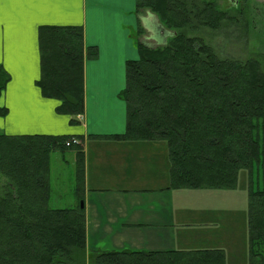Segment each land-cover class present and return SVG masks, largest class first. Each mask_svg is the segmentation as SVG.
<instances>
[{
	"label": "trees",
	"instance_id": "16d2710c",
	"mask_svg": "<svg viewBox=\"0 0 264 264\" xmlns=\"http://www.w3.org/2000/svg\"><path fill=\"white\" fill-rule=\"evenodd\" d=\"M143 11L167 35L149 44L138 30L139 59L127 62L120 94L126 132L115 138L165 142L174 189L236 190L247 171L249 264H264L262 63L221 58L201 36L234 19L216 0H136V12ZM39 46L36 85L77 125L85 111V61L96 59L98 49L86 47L81 26H43ZM10 81L0 67V97ZM69 139L0 132V264H226L219 250L90 253L84 209L50 206L51 155L67 150ZM81 172L82 159L78 179Z\"/></svg>",
	"mask_w": 264,
	"mask_h": 264
},
{
	"label": "crops",
	"instance_id": "0c3cea01",
	"mask_svg": "<svg viewBox=\"0 0 264 264\" xmlns=\"http://www.w3.org/2000/svg\"><path fill=\"white\" fill-rule=\"evenodd\" d=\"M147 15L136 12V0H0V67L11 77L0 97V110L6 109L0 132L81 142L59 151L60 158L52 154L50 204L84 209L90 253L219 250L226 264H249L248 216L238 215L246 205L237 196L174 189L165 142L115 138L126 132L127 106L120 94L127 62L139 59L138 30L142 27L140 40L149 44L166 39L158 20ZM43 26H81L86 47L98 49L96 59L85 61V111L77 125L58 114L60 103L45 98L36 85ZM64 177L68 192L61 191Z\"/></svg>",
	"mask_w": 264,
	"mask_h": 264
},
{
	"label": "rangeland",
	"instance_id": "374dc122",
	"mask_svg": "<svg viewBox=\"0 0 264 264\" xmlns=\"http://www.w3.org/2000/svg\"><path fill=\"white\" fill-rule=\"evenodd\" d=\"M216 2L222 10L230 11L231 17L234 19L217 31L203 29L201 36L213 47L219 57L242 61L256 59L262 63L264 69V0H216ZM147 14L156 18L149 11L140 12L142 17H147ZM70 152L71 150L67 151L65 155L67 156ZM58 156L60 158L62 155L59 151H55L52 158H58ZM61 185L62 192L69 191L66 177L63 178ZM221 192L237 196L238 201L246 205L245 211L243 208L237 209L240 218L246 220L248 216L247 171L242 170L240 172L236 190H223Z\"/></svg>",
	"mask_w": 264,
	"mask_h": 264
},
{
	"label": "built area",
	"instance_id": "2783aa9c",
	"mask_svg": "<svg viewBox=\"0 0 264 264\" xmlns=\"http://www.w3.org/2000/svg\"><path fill=\"white\" fill-rule=\"evenodd\" d=\"M71 144H79L77 140H73L72 142H68L67 146H70Z\"/></svg>",
	"mask_w": 264,
	"mask_h": 264
},
{
	"label": "snow or ice",
	"instance_id": "6c2138e0",
	"mask_svg": "<svg viewBox=\"0 0 264 264\" xmlns=\"http://www.w3.org/2000/svg\"><path fill=\"white\" fill-rule=\"evenodd\" d=\"M21 3H28V2H34V0H19Z\"/></svg>",
	"mask_w": 264,
	"mask_h": 264
}]
</instances>
